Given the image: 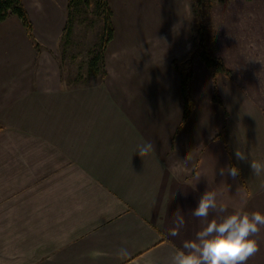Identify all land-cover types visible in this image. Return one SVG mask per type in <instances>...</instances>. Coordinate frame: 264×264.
<instances>
[{
    "label": "crops",
    "instance_id": "crops-1",
    "mask_svg": "<svg viewBox=\"0 0 264 264\" xmlns=\"http://www.w3.org/2000/svg\"><path fill=\"white\" fill-rule=\"evenodd\" d=\"M22 2L40 47L16 16L0 22V264H171L205 224L192 214L205 191L226 209L209 219L264 214V174L249 166L264 163V76L236 77L248 65L218 43L232 79L216 76L214 103L211 70L196 60L182 124L172 62L186 56L179 23L191 17L181 0H108L105 77L76 87L57 59L68 0ZM144 142L154 151L140 157ZM229 165L235 180L219 175ZM252 238L247 264H264V227Z\"/></svg>",
    "mask_w": 264,
    "mask_h": 264
},
{
    "label": "rangeland",
    "instance_id": "rangeland-1",
    "mask_svg": "<svg viewBox=\"0 0 264 264\" xmlns=\"http://www.w3.org/2000/svg\"><path fill=\"white\" fill-rule=\"evenodd\" d=\"M209 2L211 7L208 11L209 23L206 26L207 29H210L213 37L215 55L221 58L219 43L223 45L228 58H231L232 61L242 62L243 60L248 65L244 74L234 72L237 74L236 77L242 78L243 76L252 80L247 81L248 84L258 78L260 80L264 76V0H210ZM180 3L184 10H189L184 16L191 17V21H187V24L178 22L179 27L183 26L179 31H184L183 44L184 47L186 45L187 51L184 58L173 60L177 63L187 59L192 50L191 39L196 38V34L193 32L192 1L181 0ZM155 8L169 12L168 7L163 3L155 5ZM99 23L94 12L93 2L90 3L88 9L78 6L69 36L61 38L57 59L62 81L67 87L88 86L102 81L100 66L90 68L89 65L90 59L99 52ZM216 35H218L217 38ZM39 47L40 45L37 43L34 46L37 51H39ZM255 67L260 68L259 73ZM226 68L228 67L226 66ZM190 69L191 67L188 66L187 70ZM230 73L232 75L231 70ZM239 84L242 86V81ZM261 92L264 93V87Z\"/></svg>",
    "mask_w": 264,
    "mask_h": 264
},
{
    "label": "clouds",
    "instance_id": "clouds-1",
    "mask_svg": "<svg viewBox=\"0 0 264 264\" xmlns=\"http://www.w3.org/2000/svg\"><path fill=\"white\" fill-rule=\"evenodd\" d=\"M152 151L153 143L144 142L137 146L134 153L144 157ZM234 155L238 161H249L244 151L235 150ZM249 166L253 175L264 174V163L253 160ZM219 175H227L235 180L240 171L236 166L229 165L221 168ZM210 210L220 213L226 211L224 207H218L216 192L205 191L192 212L195 217L205 221V224L193 239L185 240L182 248L176 250L171 264H247L248 259L259 251L257 241L252 237L264 227V214L259 211L238 212L218 220L209 219ZM169 234L177 236L179 233L174 228ZM118 255L124 257L130 253L127 249H121Z\"/></svg>",
    "mask_w": 264,
    "mask_h": 264
},
{
    "label": "trees",
    "instance_id": "trees-1",
    "mask_svg": "<svg viewBox=\"0 0 264 264\" xmlns=\"http://www.w3.org/2000/svg\"><path fill=\"white\" fill-rule=\"evenodd\" d=\"M23 0H0V22L4 21L10 16H16L34 46L36 42L33 37L32 23L23 6ZM193 9V29L196 38L192 40V50L183 62H172L173 68L180 76V92L183 101V115L182 124L188 119L193 109V102L191 98L190 88L193 75V64L196 60L202 62L212 73V101L220 104L221 101L217 95L216 76L223 75L226 78H231V73L224 65L221 58L217 57L214 53L213 37L210 29H207L206 24L208 21V11L211 7L210 0H191ZM225 1V0H220ZM251 1V0H245ZM94 4V12L99 19V52L92 57L89 61L90 68H95L97 65L101 69V77H105V58L104 53L107 45L113 38V26L111 22L112 12L108 0H68L66 6V21L63 28L62 37H68L72 28L74 16L77 14L78 6L83 9H88L90 3ZM98 48V47H97ZM186 66V68H184ZM190 66L191 69L187 70Z\"/></svg>",
    "mask_w": 264,
    "mask_h": 264
}]
</instances>
